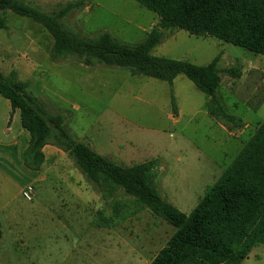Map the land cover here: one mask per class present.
Returning a JSON list of instances; mask_svg holds the SVG:
<instances>
[{"label": "rangeland", "instance_id": "obj_1", "mask_svg": "<svg viewBox=\"0 0 264 264\" xmlns=\"http://www.w3.org/2000/svg\"><path fill=\"white\" fill-rule=\"evenodd\" d=\"M24 1L51 12L79 0ZM82 1L64 25L87 38L110 32L135 44L159 21L136 0ZM2 14L7 26L0 28V71L5 76L15 71L18 80L27 81L28 92L50 114L66 115L72 136L98 153L123 165L157 159V188L186 214L264 120V54L180 28L165 30L152 49L156 56L199 65L220 55V68L241 67L239 78L222 72L216 90L225 110L248 123L238 127L218 119L229 131L208 112L207 95L185 74L170 83L125 67L86 65L76 56L54 60L53 37L45 27L11 10ZM9 107L0 94L1 130L7 114L12 116ZM10 126L7 134L0 131V264H149L174 225L122 188L112 194L100 190L69 154L52 171L24 175L18 147L11 145L21 127L17 116ZM129 150L133 163L123 155ZM64 163L78 169L79 186L61 178ZM241 264H264V243Z\"/></svg>", "mask_w": 264, "mask_h": 264}, {"label": "trees", "instance_id": "obj_2", "mask_svg": "<svg viewBox=\"0 0 264 264\" xmlns=\"http://www.w3.org/2000/svg\"><path fill=\"white\" fill-rule=\"evenodd\" d=\"M154 11L159 21L140 42L119 40L110 32L87 38L65 27L64 18L82 0L69 1L51 12L24 0H0V28L7 26L5 10L27 16L41 24L53 37L54 60L76 56L86 65L103 63L128 68L170 83L185 74L207 95L208 112L217 119L244 125L243 119L228 113L216 90L221 73L233 78L242 75L240 66L219 67L220 55L205 65L189 60L152 54L165 30L180 28L198 36H212L264 54V0H136ZM28 82L15 71H0V94L19 109L22 126L30 132L22 163L38 170L45 161L43 147L52 143L76 162L100 190L112 194L122 188L143 206L176 227L173 235L149 264H241L251 250L264 243V120L218 180L209 187L194 209L186 214L162 195L156 186L157 159L123 165L89 144L75 139L66 125V115L50 114L31 95ZM173 109H175L173 104ZM3 231L0 225V241Z\"/></svg>", "mask_w": 264, "mask_h": 264}, {"label": "crops", "instance_id": "obj_3", "mask_svg": "<svg viewBox=\"0 0 264 264\" xmlns=\"http://www.w3.org/2000/svg\"><path fill=\"white\" fill-rule=\"evenodd\" d=\"M242 76V75H241ZM240 76V77H241ZM9 100V99H8ZM9 104H10V107H9V110H10V112H12V116H11V118H10V116H8V114H7V119L5 120V122H6V127L4 128V129H0V131H2V132H4L5 131V133L6 132H10V131H12V127L10 126L11 125V123H12V121H13V118H15V116H17V118H18V120H19V122L21 123V127L20 128H18V130H17V133H16V136H14V139L11 141V145H13V146H15V147H18V148H15V149H17L18 150V153H19V156H20V159H21V154H22V152L28 147V145H29V141H30V132L26 129V128H24L23 126H22V122H21V116H20V111H19V109H13L12 108V106H11V103H10V101H9ZM2 117H3V115H2ZM214 117V116H213ZM215 118V117H214ZM216 120H217V122H219V124L220 125H222L223 127H224V125L220 122V121H218V119L217 118H215ZM243 122H244V125L243 126H247L248 125V123H246V121H244V119H243ZM225 129H227V130H229L228 128H226V127H224ZM230 131V130H229ZM7 134V133H6ZM43 151H44V154H45V161H44V163L42 164V166L40 167V169L39 170H35V169H30V168H28V167H26L23 163H22V165H21V168H20V171H21V173H23L24 175H26V173H28V174H36V172H38V174H42L43 172H45V171H52V169H54V167H56L57 165H58V163H60V161H61V159H64V157L66 156V154H68V153H66L63 149H61L60 147H58L57 145H55V144H52V143H48V144H46L44 147H43ZM131 152V153H130ZM128 153H130L131 155H129ZM118 155L119 154H122V153H117ZM123 155H125V156H128V157H130V158H132V163L134 162V153H133V150H129L128 152L126 151ZM144 161H147V160H143V161H140V162H144ZM140 162H135V163H133V164H137V163H140ZM70 164V163H69ZM66 165L65 163H64V165L62 166V169H63V171L61 172V170H60V172H61V178L63 179V180H65L66 182H68L69 180L70 181H72V182H74V183H76L77 184V186H79L81 183H82V176L81 177H78L77 176V173L79 174V172H78V169L77 168H75L76 170H73L72 169V165ZM133 164H130V165H133ZM71 171H72V174H71ZM223 173V172H222ZM222 173H221V175H222ZM9 176H11L10 174H8ZM44 175V174H43ZM220 175V176H221ZM219 176V177H220ZM218 177V178H219ZM42 178H45L44 176L42 177ZM218 178H217V180H218ZM34 179H36V177L34 178ZM68 180V181H67ZM216 180V181H217ZM215 181V182H216ZM214 182V183H215ZM213 183V184H214ZM212 184V185H213ZM211 185V186H212ZM209 187L210 186H208L207 187V189H206V191H205V193L207 192V190L209 189ZM84 189V188H83ZM23 190V189H22ZM21 190V191H22ZM69 191V190H68ZM205 193H204V195H205ZM203 195V196H204ZM202 196V197H203ZM201 197V198H202ZM201 198H200V200H201ZM199 200V201H200ZM198 201V202H199ZM172 203V202H171ZM173 204V203H172ZM198 204V203H197ZM196 204V205H197ZM175 205V204H174ZM176 206V205H175ZM177 207V206H176ZM194 209V208H193ZM192 209V210H193ZM191 210V211H192ZM189 214V213H188ZM173 225V224H172ZM176 228V227H175ZM176 230V229H175ZM175 232V231H174ZM173 232V233H174ZM173 233H172V235H173ZM171 235V236H172ZM160 236V235H159ZM159 236L157 235V237H156V239H159ZM171 236H169V238L171 237ZM161 237V236H160ZM169 238H167V241H168V239ZM156 239L155 238H152V243H156V242H153V240H155L156 241ZM166 241V242H167ZM166 242H165V244H166ZM164 244V245H165ZM159 252V251H158ZM157 252V253H158ZM156 256V255H155ZM154 256V257H155ZM153 257V258H154Z\"/></svg>", "mask_w": 264, "mask_h": 264}]
</instances>
